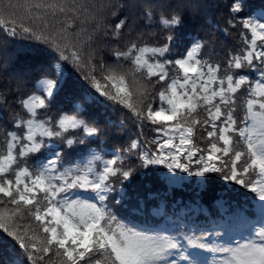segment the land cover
Wrapping results in <instances>:
<instances>
[{
	"label": "snow or ice",
	"instance_id": "snow-or-ice-1",
	"mask_svg": "<svg viewBox=\"0 0 264 264\" xmlns=\"http://www.w3.org/2000/svg\"><path fill=\"white\" fill-rule=\"evenodd\" d=\"M0 264H264V0H0Z\"/></svg>",
	"mask_w": 264,
	"mask_h": 264
},
{
	"label": "trees",
	"instance_id": "trees-1",
	"mask_svg": "<svg viewBox=\"0 0 264 264\" xmlns=\"http://www.w3.org/2000/svg\"><path fill=\"white\" fill-rule=\"evenodd\" d=\"M254 3H259V0H253ZM198 24H193L192 29L195 32L198 29ZM250 38V37H249ZM239 35L238 33H231L229 35V37L227 38V40H224L223 37H221V43H226L228 45H232L235 44L239 41ZM219 45L217 46V50L219 51ZM146 137L148 139H152L153 138V133L146 131L145 133ZM125 140L127 139V137L124 138ZM123 142V141H121ZM144 183H148L151 182L153 184V190H156L157 188H159L160 186L158 185V183L151 178H145L143 180ZM161 191H163V189H160ZM199 190L195 188V185L193 184L192 186L188 187V186H173L172 189H169V199L171 198H175L177 200L179 199H183L186 203L189 202L190 198L192 200L196 199V193ZM214 197V192L212 191H207V192H203L200 194V201L201 203L207 208L208 205H210L212 203ZM159 202L158 201H154V200H149L148 201V205H147V210L148 212H152V210L156 207H158Z\"/></svg>",
	"mask_w": 264,
	"mask_h": 264
}]
</instances>
